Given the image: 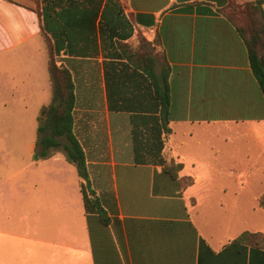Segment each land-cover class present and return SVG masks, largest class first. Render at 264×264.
<instances>
[{
  "label": "crops",
  "instance_id": "0c3cea01",
  "mask_svg": "<svg viewBox=\"0 0 264 264\" xmlns=\"http://www.w3.org/2000/svg\"><path fill=\"white\" fill-rule=\"evenodd\" d=\"M226 4L42 0L45 34L37 13L0 0V56L28 60L36 103L26 157L0 179V264H264V248L236 240L264 238V98ZM53 44L105 222L85 211L62 152L32 160ZM169 160L182 165L177 178L164 172Z\"/></svg>",
  "mask_w": 264,
  "mask_h": 264
},
{
  "label": "trees",
  "instance_id": "16d2710c",
  "mask_svg": "<svg viewBox=\"0 0 264 264\" xmlns=\"http://www.w3.org/2000/svg\"><path fill=\"white\" fill-rule=\"evenodd\" d=\"M6 1L37 13L43 23V32L47 33L45 23L51 14L48 9L41 6L42 0ZM226 5V10L240 9V13H242V18H236L229 11L226 12L244 42L251 73L264 98V16L262 1L227 0ZM57 50L54 44L48 48V71L52 96L50 102L39 109L36 117V137L32 160L35 162L45 160L57 152H62L64 159L75 168L78 177L83 181L80 189L83 195L85 211L97 213L101 222H105L104 209L100 200L88 197L92 195V192L89 189L88 171L84 154L73 134L72 109L74 101L72 82L67 70L57 64L55 58ZM157 98L163 113L166 114L168 107L166 91L164 89L162 92L159 91ZM167 124L168 118L164 115L163 129L165 134L170 131ZM181 167V164L169 160L164 163L163 169L170 177L177 178ZM188 181L190 180L188 179ZM257 205L260 208L264 207V193L259 196ZM236 240L245 242L253 247L264 248V238L261 233L243 232Z\"/></svg>",
  "mask_w": 264,
  "mask_h": 264
},
{
  "label": "rangeland",
  "instance_id": "374dc122",
  "mask_svg": "<svg viewBox=\"0 0 264 264\" xmlns=\"http://www.w3.org/2000/svg\"><path fill=\"white\" fill-rule=\"evenodd\" d=\"M228 11L236 18H242L240 9ZM28 66V60L23 56L16 60L10 53L0 56V179L11 174L13 160L25 159L22 146L28 141V131L35 124L31 117L36 103L31 101L33 98L30 95L34 81L31 72L27 71ZM15 86H19L21 92L18 95L12 94ZM250 201L248 196L243 199L242 214L245 219ZM257 224L264 225V211L258 214Z\"/></svg>",
  "mask_w": 264,
  "mask_h": 264
}]
</instances>
